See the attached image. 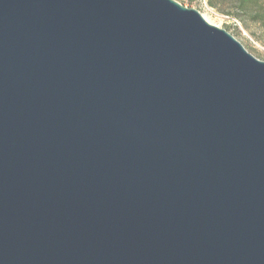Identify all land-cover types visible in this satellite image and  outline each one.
Wrapping results in <instances>:
<instances>
[{"label": "water", "instance_id": "water-1", "mask_svg": "<svg viewBox=\"0 0 264 264\" xmlns=\"http://www.w3.org/2000/svg\"><path fill=\"white\" fill-rule=\"evenodd\" d=\"M0 264H264V60L177 0H0Z\"/></svg>", "mask_w": 264, "mask_h": 264}, {"label": "rangeland", "instance_id": "rangeland-1", "mask_svg": "<svg viewBox=\"0 0 264 264\" xmlns=\"http://www.w3.org/2000/svg\"><path fill=\"white\" fill-rule=\"evenodd\" d=\"M177 1L201 11L210 23L228 30L250 53L264 60V26L238 13L230 0L218 1L216 6L210 5L209 0Z\"/></svg>", "mask_w": 264, "mask_h": 264}, {"label": "trees", "instance_id": "trees-1", "mask_svg": "<svg viewBox=\"0 0 264 264\" xmlns=\"http://www.w3.org/2000/svg\"><path fill=\"white\" fill-rule=\"evenodd\" d=\"M218 1L209 0L210 5L216 6ZM238 13L245 14L255 22L264 26V0H230Z\"/></svg>", "mask_w": 264, "mask_h": 264}]
</instances>
